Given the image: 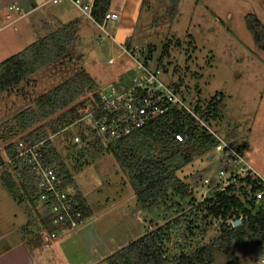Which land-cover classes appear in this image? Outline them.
<instances>
[{
	"label": "rangeland",
	"instance_id": "rangeland-1",
	"mask_svg": "<svg viewBox=\"0 0 264 264\" xmlns=\"http://www.w3.org/2000/svg\"><path fill=\"white\" fill-rule=\"evenodd\" d=\"M43 4L16 22L18 31L0 30V62L45 34L40 26L44 21H53L57 17L56 11L61 8L79 14L76 29L79 39L69 48L67 55L37 70L12 90L0 93L1 148L7 143L1 137L8 133V123L19 111L34 105L37 96L81 69L90 72L102 86L127 83L137 70L132 54L125 52L123 45L135 44L144 51L143 60L148 58L151 65L166 70L164 79L167 82L180 81L187 86L190 101L198 95L202 109L214 98L219 99L224 108L215 127L231 143L241 149L249 143L257 153L264 150V126L254 123L256 116L264 122V49L258 46L247 24L249 14H257L264 24V0H181L177 12L172 11V0H148L145 5L128 8L123 21L120 12L117 17L104 22L83 13L70 0ZM1 18L2 15L0 23L5 24ZM120 28L125 32L132 31L131 41H118ZM88 95L86 93L79 99L85 100ZM257 110L259 112L255 114L253 111ZM78 129L83 128L78 124L67 129L63 127L51 137L68 163V169L72 170L75 188L84 193L93 209V215L85 224L59 236L69 237L66 243H59L60 251L64 258H72L74 264L96 259L102 253L110 255L118 251L164 223L191 200L189 196L170 192L163 203L151 209L143 207L128 173L108 147L99 142L72 144ZM235 129L240 139H233L228 134L229 130ZM214 165H218L216 156L210 159L203 155L180 171L186 180L197 186V200L206 192L200 184V175H206ZM6 169V166H0V232L13 237L26 232L27 239L34 244L38 241L34 234L41 232L45 243L57 242L51 238L50 229L40 227L43 222L41 210L29 200L18 201L4 185L2 173ZM244 223L246 229L240 243L212 246V264H264V233ZM214 224L206 242L221 232L219 222ZM97 264L109 262L104 258Z\"/></svg>",
	"mask_w": 264,
	"mask_h": 264
},
{
	"label": "trees",
	"instance_id": "trees-1",
	"mask_svg": "<svg viewBox=\"0 0 264 264\" xmlns=\"http://www.w3.org/2000/svg\"><path fill=\"white\" fill-rule=\"evenodd\" d=\"M111 1L94 0L92 17L104 22ZM180 1L172 0L173 12H177ZM77 24L78 19H74L68 23L51 25L35 42L1 61L0 93L12 90L37 70L67 55L69 48L79 39ZM247 24L258 46L264 49V26L260 19L256 14H249ZM100 86L90 72L81 69L74 76L37 96L34 105L19 111L8 123V133L1 137L7 143L3 148L0 147V166L6 156L17 153L13 140L17 135L31 143L46 140L47 163L60 161L66 181L74 182L72 170L68 169L61 150L50 137L82 117L81 107L85 106L86 100L81 101L79 98ZM195 98L198 101L195 108L199 117L209 126L215 127V122L219 123L222 114L219 99L214 98L210 105L202 109L200 97L197 95ZM215 128L219 132V128ZM177 133L183 134L184 139L179 140ZM226 140L231 143L228 138ZM217 142L218 138L201 125L196 116L184 108L174 107L109 144L108 149L128 173L143 207L151 209L163 203L170 192L191 199L164 223L107 256L109 264H212V246H221L227 242L240 243L246 229L244 222L250 224L253 230L264 233V210L253 201L256 191L264 187V181L259 175L245 176L227 191L214 190L197 200L196 190L192 189L190 180L180 174L196 157L205 155L209 158L211 154L216 155L214 147ZM236 147L244 155L243 150ZM2 181L18 201L29 200L34 204L36 190L26 171L16 177L6 169L2 173ZM78 193L86 213L92 215V209L80 189ZM217 221L220 234L206 242L210 229ZM44 226L50 229V234L52 228L46 224Z\"/></svg>",
	"mask_w": 264,
	"mask_h": 264
},
{
	"label": "built area",
	"instance_id": "built-area-1",
	"mask_svg": "<svg viewBox=\"0 0 264 264\" xmlns=\"http://www.w3.org/2000/svg\"><path fill=\"white\" fill-rule=\"evenodd\" d=\"M70 1L92 17L94 0ZM5 15L11 23L25 16L26 11L20 3L15 2L9 6ZM117 16L118 13L108 11L105 20ZM2 27L0 24V29ZM123 47L125 52L132 54L136 73L123 86L101 85L94 92L89 93V98L85 99V106L81 109L82 117L65 127L67 129L78 124L80 128H83L78 129L74 134L73 145L99 142L108 147L116 139L134 132L136 128L147 124L156 116L179 107L196 116L200 124L207 127L209 132L218 138L214 147L216 155L209 156L210 159L216 156L218 165H214L206 175L200 178L203 190L206 188L202 198L214 190L227 191L230 186L238 184L239 180L245 176L259 175L234 144L227 141L214 127L209 126L199 117L195 108L198 101L195 98L190 101L189 91L184 83L167 82L164 79V69L158 65H151L148 58L143 60L144 51L137 48L135 44L123 45ZM137 51L140 53L137 54ZM113 60L114 58L109 61L113 62ZM176 137L179 140L184 139L181 133H177ZM14 142L17 153L14 156H6L2 166H6L16 177L22 176L23 171L31 176L36 190L34 205L41 210L43 218L41 227L45 228V224L51 225L53 229L50 236L57 238L69 229H78L85 224L91 215L86 213L74 182L66 181L60 161L47 163L46 140L31 143L19 136ZM192 189L197 191V186L194 184ZM253 201L256 206L264 210V187L256 191Z\"/></svg>",
	"mask_w": 264,
	"mask_h": 264
},
{
	"label": "crops",
	"instance_id": "crops-1",
	"mask_svg": "<svg viewBox=\"0 0 264 264\" xmlns=\"http://www.w3.org/2000/svg\"><path fill=\"white\" fill-rule=\"evenodd\" d=\"M147 1L148 0H144V2H142V3L145 5V4H147ZM15 2H18L22 5L23 9L26 11V15L21 17V18H17L13 22L10 23V21L8 19H6L7 17L5 14H6L7 9L9 8V6L14 4ZM46 2H51V0H46V1H43V0H0V15H2V17H3L1 19L6 21V22H4L5 24L0 23L1 26H3L1 28L2 31H3V28H4V30L10 28L12 30H9V31H15V29L18 31V29L15 27L16 22L19 21L20 19L23 20V18H25L29 15L28 14L29 12H31V13L34 12V10L39 9L41 6L44 5L43 3L46 4ZM61 2H63V1H61ZM140 2L141 1H135V0H112L109 12H112V11L116 12V13L122 12L121 13L122 14L121 20L123 21L124 17H125V13H126L125 11L128 8H131V6L134 7L135 5H138V4L142 5V3H140ZM54 3L57 4L60 2H54ZM55 14H57L56 15L57 17L54 18L53 21L47 20V21H44L42 23V25L40 26L41 28L44 29L42 33H45L47 31V29L49 27H51V25L56 26L58 24L71 22L74 19H78V15H79L78 13L71 14L69 12H66L63 8L57 10ZM256 16L259 18V16L257 14H256ZM78 22H79V20H78ZM48 25H50V26H48ZM13 26H14V28H12ZM76 29H77V26H76ZM122 29L123 28H120L118 30V35H119L118 41L126 42V43L131 41L130 35H131L132 31L128 29L125 32V31H122ZM3 34L5 35V33H3ZM117 74L118 73H116L115 76ZM117 77H118V75H117ZM221 107H222V105H221ZM222 108H224V107H222ZM253 112L255 114H257L259 112V110L253 111ZM228 113L231 114L230 111ZM263 113H264V111H262V115H263ZM254 118H255V116H254ZM259 118H257V116H256V118L254 119V123L258 122L264 126V122H262V119L261 118L259 119ZM228 134L230 135V137H233V139L234 138L240 139V137H241L237 133L236 129H235V131L229 130ZM263 145H264V143H263ZM243 146L244 147L242 148V150H243V153H244L246 159L249 161V163L251 165L254 166L257 173L259 174V176L264 181V155L262 156V152L264 150H262L261 153H257L256 151L253 150V148H252L253 145L246 143ZM83 195H84V193H83ZM84 197H85V195H84ZM85 199H86V197H85ZM86 201H87V199H86ZM87 203H88V201H87ZM88 205H89V203H88ZM89 207H90V205H89ZM92 215H93V209H92ZM31 218H32V215H31ZM139 219H141L140 216H139ZM40 227H41V224H40ZM25 231H27V229H25L24 232ZM78 232L80 233V231H78ZM34 236L38 239L36 244H34V241L27 239L26 232L24 235L20 234L19 237H13V236L6 234L4 231H1L0 232V264H74V260L72 258H69V257L68 258L66 257L67 259L64 258L62 252L60 251L61 248H60L59 243L60 244L66 243V241L69 238L68 236H65V237L62 236L60 238L57 237V238H59L58 240H56L57 238H52L54 241H57V242H54V244L45 243L42 240L43 238L41 237V232H39V235L34 234ZM95 251H96V249H95ZM107 256H109V255H107V254L105 255L104 253H102L100 255V257H97L96 259L88 260L84 263H83V261H81L80 264H97V263H99V261H102L104 258L106 259Z\"/></svg>",
	"mask_w": 264,
	"mask_h": 264
}]
</instances>
